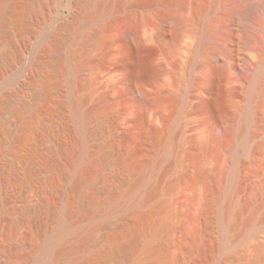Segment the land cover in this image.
<instances>
[{
	"label": "rangeland",
	"instance_id": "1",
	"mask_svg": "<svg viewBox=\"0 0 264 264\" xmlns=\"http://www.w3.org/2000/svg\"><path fill=\"white\" fill-rule=\"evenodd\" d=\"M75 1L59 0L58 14L39 28L26 54L25 62L30 63L27 71L48 43H57L67 55H79L75 57V67L80 77L90 81L84 90L89 96L85 107L91 109L103 96L113 103L100 113L98 120H109L105 133L112 142L107 147L121 157V174L117 178L121 180H117V184L122 190L127 188L124 178L128 158L135 162L138 170L155 169L159 155L175 138L177 147L179 145V162L166 177L170 180L181 175L182 178L170 192L161 196L163 206L173 204L177 215L172 220L173 228L163 237L166 258L160 264H171L173 255H179L177 264H219L222 261L253 264L256 245L264 243V189L258 193L264 187V78L260 91L251 98L255 80L248 69L258 57L246 51L247 58H244L239 52L244 46L238 40L235 41L236 48L240 49L237 55L229 59L214 57L216 47L225 43L222 26L226 25L231 11L240 10L247 1L120 0L118 6L103 9V23H90L91 27L85 26L88 16L78 14L79 5ZM76 15L80 16L79 20ZM174 18L179 20H172ZM76 19L79 25L75 29L65 30L61 26L65 21ZM207 26L213 34L212 42L198 52L200 31ZM87 27L100 33L99 41L86 36ZM135 38H141L142 44ZM154 75L158 77L155 82L150 79ZM50 76L46 75L45 79L51 83L54 80ZM141 87L151 97L157 95V102L147 103L133 92V88ZM51 103L42 109V117L55 112L56 105L53 107L55 103ZM248 103L258 114L259 123L254 128L250 148L241 154L242 185L237 200L250 202L252 207L243 213L228 235L223 236L218 213L226 200L233 163L231 149L240 147L244 139L238 121ZM176 118L178 125L174 132L172 124ZM153 127L160 131L155 136L150 135ZM169 164L170 160H164L159 168L168 169ZM159 168L154 171L156 178L162 175ZM110 208L98 214L92 223L81 220L75 224L68 231L67 244L83 242L93 223L100 228L94 239L101 241L104 234H109L111 244H124L126 239L141 232L137 218L130 216L134 230L125 237L115 233L126 213L116 205ZM210 217L215 219L214 223L208 222ZM250 219L251 223H247ZM192 235L198 238L195 245L190 239ZM207 246L213 248L211 254L204 251ZM114 247L107 257L95 264H117ZM139 254L144 256L146 252L141 250ZM254 264H264V259Z\"/></svg>",
	"mask_w": 264,
	"mask_h": 264
},
{
	"label": "bare ground",
	"instance_id": "2",
	"mask_svg": "<svg viewBox=\"0 0 264 264\" xmlns=\"http://www.w3.org/2000/svg\"><path fill=\"white\" fill-rule=\"evenodd\" d=\"M246 1L240 10L231 11L226 25L222 26L225 43L216 47L214 57L229 59L237 55L240 49L235 46L236 40L244 46L243 51H239L244 58H247L246 51L258 57L248 69L255 80L251 94L254 98L264 78V1ZM75 2L79 5L78 14L88 16L84 25L91 27L90 23H103V9H112L120 0ZM58 7L59 0H0V264H95L107 257L115 245L117 264H160L166 258L163 237L173 228L172 220L177 215L173 204L163 206L161 196L170 192L182 178L181 175L170 180L166 177L178 165L179 145L177 147L172 138L159 155L156 170H138L135 162L128 158L124 178L127 188L122 190L117 184L122 160L117 151L108 149L112 141L105 133L109 120H98L100 113L113 103L103 96L91 109L85 107L89 96L84 90L90 81L80 77L75 67V57L79 55H67L57 43H48L34 55L32 67L27 71L30 63L27 64L25 58L32 40L39 28L58 14ZM79 15H76L78 20ZM78 25L76 19L65 21L61 26L69 30ZM87 28L81 30L89 38L101 37L96 30ZM212 36L208 26L204 27L196 51L210 44ZM135 40L142 44L141 38ZM48 74L53 76L51 83L45 79ZM157 78L154 75L150 79L155 82ZM134 89L133 92L147 103L157 102V95L151 97L145 88ZM213 97L216 99V95ZM182 99L185 103L184 96ZM48 103L56 105V110L52 116L42 117V109ZM251 105L245 106L238 121L243 142L237 149H231L233 163L226 200L218 213L223 236L228 235L243 213L252 207L250 202L237 200L242 185L241 154L250 148L254 128L259 123V116ZM172 125L176 131L178 118ZM159 132L153 127L150 135ZM164 160H170V166L162 170L159 166ZM158 168L162 175L156 178L154 171ZM115 205L126 213L115 233L121 237L130 234L134 227L130 216H135L142 226L140 233L125 238L124 244H111L109 234H104L101 241L94 239L100 228L93 223L83 242L67 244L68 231L75 224L81 220L92 223L98 214ZM214 221L212 217L208 219L210 224ZM190 239L194 244L198 238L192 235ZM255 249L253 264L264 259V243L257 244ZM141 250H145L146 255L141 256ZM212 250L207 246L204 251L211 254ZM178 257L173 255L171 264H177Z\"/></svg>",
	"mask_w": 264,
	"mask_h": 264
}]
</instances>
